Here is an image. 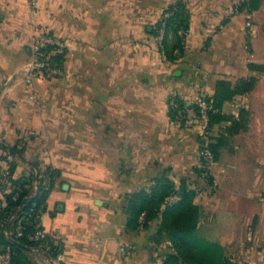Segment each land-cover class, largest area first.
I'll use <instances>...</instances> for the list:
<instances>
[{
  "label": "crops",
  "instance_id": "crops-1",
  "mask_svg": "<svg viewBox=\"0 0 264 264\" xmlns=\"http://www.w3.org/2000/svg\"><path fill=\"white\" fill-rule=\"evenodd\" d=\"M245 1L36 0L33 8L0 0V155L14 153L13 178L34 173L38 184V171L60 173L40 225L61 250L52 258L35 249V264H164L175 248L170 232H158L160 218L127 228L131 196L163 174L198 191L199 229L211 231L201 236L234 264H264V71L249 69L264 66V0L252 12ZM175 4L188 30L183 55L171 61L155 29ZM35 26L63 40L64 76L29 86ZM243 77L256 84L222 107L246 112L238 133L225 121L206 136L191 110L185 122L171 119L174 96L192 102L213 95L218 80ZM219 136L224 145L202 172L199 154ZM3 178L1 192L11 184L9 172Z\"/></svg>",
  "mask_w": 264,
  "mask_h": 264
},
{
  "label": "trees",
  "instance_id": "trees-1",
  "mask_svg": "<svg viewBox=\"0 0 264 264\" xmlns=\"http://www.w3.org/2000/svg\"><path fill=\"white\" fill-rule=\"evenodd\" d=\"M261 0H246L242 7L249 12L259 9ZM167 13L171 15L166 16ZM165 25L163 39L166 58L171 61L178 60L184 52L183 39L179 35L180 30H188L185 8L181 4L170 6L163 18L156 26L155 34H158L162 25ZM170 34L175 36V41L169 43ZM178 54H175L176 50ZM47 54V50L44 49ZM63 54L50 55V60L56 65H62ZM253 71H264V66L249 64ZM255 77L240 78L235 83L226 80L216 82L215 93L203 98L212 107L208 112L210 130L214 125L230 121V134H236L245 128L246 112L241 110L238 117L222 111L223 103L237 95L249 92L256 84ZM177 104L174 108L170 105V116L173 120H181L186 117L189 110H194L196 116H200V107L196 102H188L174 96ZM181 122H185L182 118ZM224 145V137L214 138L205 147L214 155V160L219 155L220 148ZM20 151V150H18ZM11 150L3 147L0 155V248L3 252L10 248L11 264H35L34 251L39 249L55 258L60 247L49 236L39 240H31L30 235L37 231L35 213L46 208L50 190L53 187L55 177L60 175L58 170L47 167L40 172L39 183L35 184V174L28 176H15L16 164L10 160ZM206 168L202 166V172ZM10 173L11 184L3 192V173ZM36 185H39L38 192ZM36 192V193H35ZM198 191L183 180L177 186L167 175L155 179L153 184L145 189L135 192L128 204L127 228L136 229L139 226L146 227L150 221L160 218V230L170 232V239L175 248V253L165 256L164 264H234L228 256L225 248L218 242L212 241L199 234V222L201 206L196 202ZM142 219V220H141ZM9 225V229L7 226ZM20 243L23 246L16 244Z\"/></svg>",
  "mask_w": 264,
  "mask_h": 264
},
{
  "label": "built area",
  "instance_id": "built-area-1",
  "mask_svg": "<svg viewBox=\"0 0 264 264\" xmlns=\"http://www.w3.org/2000/svg\"><path fill=\"white\" fill-rule=\"evenodd\" d=\"M33 8L36 6V0H27ZM171 15V13H167L166 16ZM36 19V11L35 9L31 12V22L35 25ZM246 27L249 29L250 34L255 35L257 31L252 29V23L250 21L247 22ZM32 37L31 49L32 54L27 63L26 69V84L29 86H33L35 82L42 81L47 78H55L59 79L64 76V69L61 65H56L50 60L51 54H63L65 45L63 40L54 33L45 30L36 29ZM187 31L180 30L179 35L183 39V44L185 45V36ZM165 36V25L163 24L158 31L157 39L159 43V48L165 56V49L163 44V39ZM44 49L47 50V54L44 53ZM175 53H179L177 49ZM198 106L200 107V116H196L198 124L201 127V130L204 135H208L210 132V119L208 112L212 109V107L206 102L203 97H199L196 101ZM171 106L174 108L177 107V104L174 100L171 102ZM183 117V116H182ZM199 162L201 166H204L206 169L214 162L213 153L207 148L204 147L199 154ZM42 211L39 210L34 215V220L36 221L37 231L35 234L30 235L31 240H39L40 238L45 237L44 230L40 225V217L42 215ZM12 254L9 247H7L3 252L0 253V262L1 264H11Z\"/></svg>",
  "mask_w": 264,
  "mask_h": 264
},
{
  "label": "rangeland",
  "instance_id": "rangeland-1",
  "mask_svg": "<svg viewBox=\"0 0 264 264\" xmlns=\"http://www.w3.org/2000/svg\"><path fill=\"white\" fill-rule=\"evenodd\" d=\"M164 15V14H163ZM163 18V17H162ZM161 18V19H162ZM158 24V23H157ZM38 25V24H37ZM36 29H38V30H40V29H42V30H45V31H49V32H51V33H53L51 30H49V29H47V28H45V27H37ZM156 30V29H155ZM157 31V30H156ZM157 36V35H156ZM253 40H256V38L254 39V38H252ZM157 44H158V46H159V43H158V39H157ZM184 47H185V45H184ZM162 53V52H161ZM175 54H177V53H175ZM51 55H55V54H51ZM163 55V54H162ZM166 56H167V54H165V56H163L165 59H166ZM63 62H64V57H63V61H62V65H63ZM61 65V66H62ZM54 80H57V79H55V78H47V79H44V80H42L43 82H51V81H54ZM200 97H204V96H200ZM199 98V97H198ZM197 98V99H198ZM197 99H195L194 101H192V102H196L197 101ZM193 113H195L194 112V110H191ZM206 136H208V135H206ZM222 223V222H221ZM200 230V231H199ZM198 230V232H211V231H209V229H208V226H205V227H201V229H199ZM251 232V231H250Z\"/></svg>",
  "mask_w": 264,
  "mask_h": 264
},
{
  "label": "water",
  "instance_id": "water-1",
  "mask_svg": "<svg viewBox=\"0 0 264 264\" xmlns=\"http://www.w3.org/2000/svg\"><path fill=\"white\" fill-rule=\"evenodd\" d=\"M0 18H1V15H0ZM39 176H40V173L39 171L37 172V175H36V180L39 181ZM37 189H39V185L37 186ZM38 192V191H37ZM7 229H9V225L7 226ZM16 244L20 245V246H23L21 245L20 243L18 242H15ZM24 248H27L26 246H23Z\"/></svg>",
  "mask_w": 264,
  "mask_h": 264
}]
</instances>
